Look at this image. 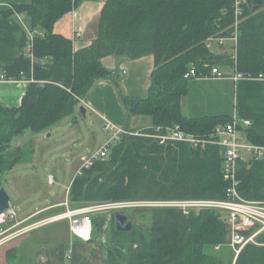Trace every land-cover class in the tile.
I'll return each instance as SVG.
<instances>
[{
	"label": "trees",
	"instance_id": "16d2710c",
	"mask_svg": "<svg viewBox=\"0 0 264 264\" xmlns=\"http://www.w3.org/2000/svg\"><path fill=\"white\" fill-rule=\"evenodd\" d=\"M253 2L244 0L243 13L237 17L236 0H108L98 37L79 51L74 50L72 39L53 31L54 23L77 0H32L0 10V61L6 47L27 48L28 35L14 19L16 12L29 14L34 30L43 32L34 37V81L29 83L22 106L9 108L0 103V132L7 129L5 135L0 133L1 141L18 151L10 160L0 145V177L22 160L20 148L10 145L14 136L27 129L48 130L69 116L78 121L81 100L100 80L114 83L127 117L142 114L152 118V126L143 129L144 134L179 124L188 133L209 138L217 125L233 119L186 115L182 99L190 78L185 74L195 68L198 76H210L215 67H231L245 77L264 78V0L255 11ZM236 30V60L233 53L226 62L224 53H218L225 46L215 41L210 47L209 39L230 37ZM149 54L155 56V69L144 96L125 94L119 70L102 63L108 55L136 59ZM244 131L251 141L264 144V135L251 127ZM99 162L101 169L92 173L97 162L87 170L92 174L85 190L72 201L223 199L230 185L224 179L220 147L214 143L204 148L179 141L162 144L146 135L123 133ZM238 177L244 197L264 200V160L241 162ZM134 207L123 208L133 222L129 209ZM147 210L150 223L134 222L130 232L116 230L112 212V237L102 239L104 251L94 250L95 259L101 254L103 264H224L217 252L228 246L231 232L223 212L205 208L185 214L175 207ZM89 215L93 232L106 225L107 217ZM90 240L94 241L93 235ZM260 240L264 242V234ZM229 264H264V245L246 246Z\"/></svg>",
	"mask_w": 264,
	"mask_h": 264
},
{
	"label": "crops",
	"instance_id": "0c3cea01",
	"mask_svg": "<svg viewBox=\"0 0 264 264\" xmlns=\"http://www.w3.org/2000/svg\"><path fill=\"white\" fill-rule=\"evenodd\" d=\"M77 1L78 4L53 26L55 33L72 39L75 51L90 46L98 37L102 12L108 0ZM31 2L32 0H0V10ZM14 19L27 35L34 30L32 18L26 12H16ZM102 63L106 68L118 69L119 72L126 70L120 77L125 94H147L155 69L153 54L136 59L108 55L102 59ZM223 69L224 67L221 68L222 76L190 79L188 92L182 99L184 113L192 118L228 116L237 120L249 119L253 123L251 128L259 135H264V78L236 77L239 72L235 68H232V71ZM21 72L27 75V78H32L34 61L25 55V50L17 51L6 47L4 58L0 61V73L16 77ZM29 83L25 79L0 81V103L9 108L21 107ZM80 105L86 106L87 112L89 110L103 120H109L131 132L152 126V118L148 115L127 117L125 105L110 80L95 83ZM91 153L84 154L80 164L83 158ZM101 167L102 163L98 162L92 173ZM92 173L83 181L74 178L65 200L37 207L22 218H17L16 215L15 221L9 227L18 228L6 235L7 238L0 245V264H87L91 257L95 259L93 252L98 248L93 240H85L74 234L69 219L53 218L68 208L82 207L76 204L71 206L68 202L65 204V201L69 197L72 200L73 196L84 192ZM75 176H79L77 172ZM63 206L66 207L64 211L30 222L38 215ZM10 208H13L12 203ZM42 220L44 221L35 224ZM64 221H68L67 224L62 223Z\"/></svg>",
	"mask_w": 264,
	"mask_h": 264
},
{
	"label": "rangeland",
	"instance_id": "374dc122",
	"mask_svg": "<svg viewBox=\"0 0 264 264\" xmlns=\"http://www.w3.org/2000/svg\"><path fill=\"white\" fill-rule=\"evenodd\" d=\"M237 33L238 30L232 36L221 39L222 41L215 40L225 46L218 53H224V59H226L224 61L226 62L231 60L230 55L232 56L234 53L233 48L237 42ZM211 39H214V37H211ZM232 58L236 60L235 53ZM223 70L232 71V68L224 67ZM80 106L82 105H79V108ZM77 115L78 121H74L69 116L48 130L33 132L27 129L12 138L10 145L13 148H20L22 160L12 170L0 177V187H4L10 195L17 218L24 217L37 207L65 200L66 196L69 195L68 193H70V188H72L73 179L78 178L79 181H83L89 175V172L85 170L84 174L75 176L81 165V157L100 148L107 140L108 135L104 130V120L102 118L89 110L84 115L78 109ZM3 132L5 135L7 129L1 130L0 133L2 134ZM0 145L3 146L4 154L8 159L12 160L18 156V151L4 146L1 138ZM152 201L162 202L163 200L139 201L141 202L139 206L129 209L130 217L137 225H148L150 223L151 214L147 212L148 208L162 207L161 205H148ZM65 202H68L71 206L94 207L95 209L89 214L96 217L100 215L107 217L106 225L100 229L95 228L93 232V239L97 248L104 251L102 239L112 237V212L115 210L105 207L107 203L100 201L95 203H88L82 200L72 201L69 197ZM65 209L66 207L64 206L58 207L48 213L34 217L30 222ZM13 221L15 219L9 220L6 227L12 225ZM66 222L68 221L62 223ZM16 228L9 230L7 234H10ZM216 248L219 249L220 247ZM216 248L212 249L213 253L216 252ZM217 254L220 255L219 257L224 261V264H229L231 260H233V263L235 262L234 251L227 245H224ZM103 263H105V259L102 258L101 254L96 259L91 257L89 262H87V264Z\"/></svg>",
	"mask_w": 264,
	"mask_h": 264
},
{
	"label": "built area",
	"instance_id": "2783aa9c",
	"mask_svg": "<svg viewBox=\"0 0 264 264\" xmlns=\"http://www.w3.org/2000/svg\"><path fill=\"white\" fill-rule=\"evenodd\" d=\"M244 0H236L235 14L240 16L243 13L241 6ZM43 35V32L33 30L28 35V44L25 50V55L35 61L37 58L34 55V37L35 34ZM214 38L209 39L208 45L211 47L213 41L224 39ZM237 39V38H236ZM49 58L42 59V64L46 63ZM126 70L119 72L120 76H123ZM223 73L218 67L212 69V75L201 76H222ZM19 77H9L7 74L0 73V81L12 80V79H25L29 82L34 81L32 78L21 72ZM186 78L200 77L197 75L195 68H192L185 74ZM236 77H245L241 73H238ZM252 121L249 119L237 120L233 119L225 124H219L216 126L214 132L209 138L197 136L192 133L184 131L179 124L168 127L165 130L162 127H157L153 134H144L140 131H128L124 128L117 126L109 120H104V130L108 135L105 143L95 152L85 156L81 162L80 167L77 170V175L84 174L85 170L90 169L97 162L102 161L110 151L116 141H118L123 133H131L135 135H146L157 139L160 143L164 144L168 141L187 142L196 147L204 148L208 143H214L220 147V152L223 160V175L230 185L226 192V198L223 199H178V200H163L162 202L152 201L148 205H161L162 207H175L183 210L185 214H189L193 210L200 209H216L225 214L226 222L230 227V239L228 246L232 248L235 255V260L242 252V250L250 245H264V242L260 240L262 234H264V200H254L244 197L240 190V179L238 177V170L240 163L243 161L251 160H264V144H258L247 138L244 129L252 126ZM52 181V179H51ZM65 204H68L65 202ZM141 202H108L105 207L113 210L123 209L126 207L139 206ZM94 207H80L74 209H67L65 212L53 217L56 219H69L71 231L79 237L90 240L93 234V224L89 213H91ZM16 218V212L13 208H9L4 213L0 214V245L7 238L6 235L11 227H6L9 220ZM39 221L35 224H39ZM33 224V225H35ZM32 225V226H33ZM219 247V246H217ZM70 256V253L68 254Z\"/></svg>",
	"mask_w": 264,
	"mask_h": 264
},
{
	"label": "water",
	"instance_id": "95a60500",
	"mask_svg": "<svg viewBox=\"0 0 264 264\" xmlns=\"http://www.w3.org/2000/svg\"><path fill=\"white\" fill-rule=\"evenodd\" d=\"M263 0H254L253 10H257ZM80 112L84 115L87 114L86 106L82 105L79 108ZM11 207V197L4 187H0V214L4 213ZM114 220L116 230L122 232H130L134 228V222L129 219L127 212L123 209H117L114 211Z\"/></svg>",
	"mask_w": 264,
	"mask_h": 264
}]
</instances>
